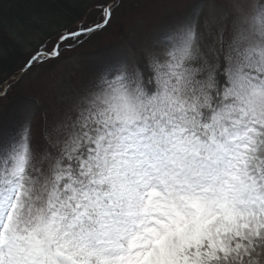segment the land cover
Listing matches in <instances>:
<instances>
[{"label":"snow or ice","instance_id":"snow-or-ice-1","mask_svg":"<svg viewBox=\"0 0 264 264\" xmlns=\"http://www.w3.org/2000/svg\"><path fill=\"white\" fill-rule=\"evenodd\" d=\"M210 2L146 67L102 73L39 147L28 121L0 134V264H264V0ZM97 7L25 71L107 30L116 0Z\"/></svg>","mask_w":264,"mask_h":264},{"label":"trees","instance_id":"trees-1","mask_svg":"<svg viewBox=\"0 0 264 264\" xmlns=\"http://www.w3.org/2000/svg\"><path fill=\"white\" fill-rule=\"evenodd\" d=\"M145 1L116 0L115 21L107 30L87 36L83 43L75 42V48L65 49L63 58L39 64L29 71H25L27 63L46 43L54 46V41L62 33L81 27L85 21L92 24L103 22L104 13L97 7L100 0H14L4 3L0 21V86L5 87L8 83L13 86L11 94L0 99V134L7 138L25 122L28 108L33 107L37 123L35 140L39 147L54 120L36 84H40L45 74L56 71L64 60L78 54L87 58V65L79 70L77 77L78 86L84 92L98 79L95 73L99 68L105 73L119 71L124 63H116L111 55L121 46V38L126 36L128 15L136 12ZM92 57L102 58L101 64L93 68L96 60L91 61ZM38 71L42 73L36 75V80L28 82ZM23 73L20 81L15 80Z\"/></svg>","mask_w":264,"mask_h":264},{"label":"rangeland","instance_id":"rangeland-1","mask_svg":"<svg viewBox=\"0 0 264 264\" xmlns=\"http://www.w3.org/2000/svg\"><path fill=\"white\" fill-rule=\"evenodd\" d=\"M196 8H200L202 16L206 17L213 8V4L210 0H146L136 12L128 15L126 36L121 38L123 42L113 51L111 58L116 59V63H124L123 65H144L146 67L147 58L154 45V38L177 27ZM86 59L81 54L74 55L64 60L56 71L43 74L44 76L39 81L40 84H36L41 98L47 103L48 113L51 114L52 120L60 119L85 94L78 86L77 77L79 70L87 65ZM94 60L96 62L92 65L93 68L101 64L102 58L98 57L97 60L96 57H92L91 61ZM41 73L38 71L37 74H33L28 82H34ZM102 73L105 72L99 68L95 73L96 77L99 78ZM17 78L20 81L19 77H15V80ZM9 85L12 88L11 83L3 88L8 90ZM26 113L25 122L28 121L34 125L36 134L37 123L34 108L29 107Z\"/></svg>","mask_w":264,"mask_h":264}]
</instances>
